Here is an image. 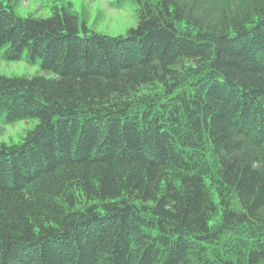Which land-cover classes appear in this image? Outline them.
Returning a JSON list of instances; mask_svg holds the SVG:
<instances>
[{
    "label": "trees",
    "instance_id": "1",
    "mask_svg": "<svg viewBox=\"0 0 264 264\" xmlns=\"http://www.w3.org/2000/svg\"><path fill=\"white\" fill-rule=\"evenodd\" d=\"M112 4L122 35L0 0L1 58L43 72L0 75L37 120L0 144V264H264V0Z\"/></svg>",
    "mask_w": 264,
    "mask_h": 264
},
{
    "label": "rangeland",
    "instance_id": "2",
    "mask_svg": "<svg viewBox=\"0 0 264 264\" xmlns=\"http://www.w3.org/2000/svg\"><path fill=\"white\" fill-rule=\"evenodd\" d=\"M11 4L21 17H48L57 8L70 6L80 21L85 20L89 31L110 36L122 35L135 26L136 15L130 4L117 7L110 5L115 0H1ZM43 74L38 64H28L25 60L7 61L0 56V75L33 76ZM37 120L28 119L8 124L0 118V144L14 145L24 141L27 132L34 128ZM217 204L220 200L215 198ZM216 221V220H212Z\"/></svg>",
    "mask_w": 264,
    "mask_h": 264
}]
</instances>
